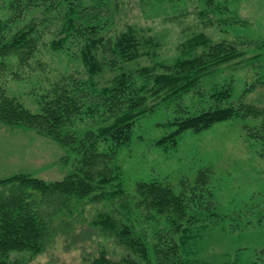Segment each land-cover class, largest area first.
I'll use <instances>...</instances> for the list:
<instances>
[{
  "label": "rangeland",
  "instance_id": "374dc122",
  "mask_svg": "<svg viewBox=\"0 0 264 264\" xmlns=\"http://www.w3.org/2000/svg\"><path fill=\"white\" fill-rule=\"evenodd\" d=\"M96 11L85 13L89 16ZM63 14L58 7L26 13L20 26L32 20L37 23V52L26 63L16 57L0 61V89L34 113L39 112L45 92L63 77L90 78L80 54L81 45L69 41L62 49H52L51 43L62 36ZM100 19L107 22L103 32L106 38L133 28L143 55L95 75L99 88L109 85L123 71L151 67L160 72V65L189 56V44L199 35L233 44L242 53L178 102L140 117L133 127L132 140L113 160V175L118 178L105 190L124 191L123 197L115 199L131 206L130 217L152 248L153 264H157L153 247L167 249L174 244L172 237L179 246L182 240L187 241L179 254L190 259L208 264H264V156L260 145L248 136V129L259 127L263 117L235 118L199 133L185 131L178 146L169 151L155 144L174 130L169 123L215 106L210 96L228 84L233 86V95L224 105L243 103L264 110V49L259 47L264 40V0H110ZM100 123L99 116L81 115L67 130L79 134ZM100 149L103 151L105 144ZM64 155L65 149L53 139L0 123V180L16 174L48 182L62 180L73 168L61 163ZM200 175H205V186L213 192L209 198L212 205L200 210L194 206L190 212L193 222L186 233L174 231L166 216L137 206L139 182L163 181L180 194L187 191L184 186L195 185ZM114 203L73 201L69 210L54 219L50 241L42 253L12 252L9 261L93 264L103 253L121 264H126L125 259L148 264L115 235L102 234L93 226L107 212L126 221Z\"/></svg>",
  "mask_w": 264,
  "mask_h": 264
},
{
  "label": "trees",
  "instance_id": "16d2710c",
  "mask_svg": "<svg viewBox=\"0 0 264 264\" xmlns=\"http://www.w3.org/2000/svg\"><path fill=\"white\" fill-rule=\"evenodd\" d=\"M109 1L0 0V61L16 57L19 62L26 63L32 58L38 50L39 36L34 20L20 26L26 13L58 7L64 11L62 36L51 43L52 49H62L69 41L81 45L80 54L90 74L89 79L70 76L54 83L42 96L40 110L36 113L0 89V123L53 139L65 149L61 163L73 167L59 181L48 182L29 174L0 180V264H13L9 261L12 252L42 253L50 241L54 219L69 210L73 201L87 199L115 201L118 204L115 209L126 221L107 212L101 214L93 226L102 234L115 235L130 251L153 264L152 248L130 217L131 206L124 200L118 203L115 199L123 197L124 191L119 189L109 193L105 190L118 178L113 175V160L118 150L132 140L133 127L140 117L178 102L203 80L218 74L222 66L242 56L233 44L214 42L199 35L189 44V56L160 65V72L151 67H142L135 72L123 71L109 85L99 88L93 79L95 75L115 70L122 62L143 55L140 39L133 28L115 38L103 35L107 22L100 19L101 12ZM95 8L97 11L87 16L85 12ZM259 47L264 49V40ZM198 48L202 51L197 52ZM232 95V84L215 90L210 96L215 106L169 123L174 130L158 139L156 146L165 151L175 149L185 131L199 133L216 123L235 118L264 119V110L257 107L230 102L224 105L232 100ZM81 115L99 116L101 123L79 134L67 130L74 127L76 118ZM248 136L260 145L264 156V120L259 127L248 129ZM102 144H105L103 151L100 149ZM204 177L200 175L191 187L184 186L187 191L180 194L163 181L139 182L136 186L137 206L143 211L166 216L174 231L186 233L193 222L194 216L190 212L194 206L200 210L212 205L209 198L213 192L206 188ZM171 241L174 244L167 249L153 247L157 264H208L179 254L186 240H182L180 246L174 237ZM124 262L139 264L129 259ZM93 264L121 263L102 253Z\"/></svg>",
  "mask_w": 264,
  "mask_h": 264
}]
</instances>
